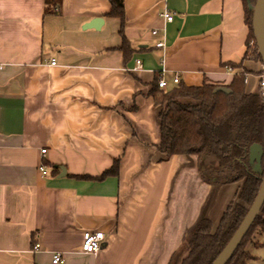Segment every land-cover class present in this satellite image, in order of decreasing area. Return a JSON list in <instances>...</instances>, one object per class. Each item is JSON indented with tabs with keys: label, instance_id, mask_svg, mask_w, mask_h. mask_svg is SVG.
Listing matches in <instances>:
<instances>
[{
	"label": "crops",
	"instance_id": "crops-1",
	"mask_svg": "<svg viewBox=\"0 0 264 264\" xmlns=\"http://www.w3.org/2000/svg\"><path fill=\"white\" fill-rule=\"evenodd\" d=\"M123 7L122 17L111 0H0V264H54L57 252L58 264H181L200 221L217 229L234 200L230 184L203 174L219 165L214 156L157 149L151 90L162 71L171 90L175 74L189 87L229 86L247 70L245 90L258 94L242 0ZM116 160L117 175L77 178L100 177ZM88 231L105 234L97 253L82 252ZM246 249L249 264H264V233Z\"/></svg>",
	"mask_w": 264,
	"mask_h": 264
},
{
	"label": "trees",
	"instance_id": "trees-1",
	"mask_svg": "<svg viewBox=\"0 0 264 264\" xmlns=\"http://www.w3.org/2000/svg\"><path fill=\"white\" fill-rule=\"evenodd\" d=\"M58 1L47 0V4L54 5ZM111 2L117 14L123 17V0ZM242 2L250 29L245 57L251 59L250 53L253 51L252 56L261 63L252 28L253 11L249 9L247 0ZM251 3L254 5L256 0H251ZM120 49L127 60L130 54L128 42H123ZM248 74L251 72L244 70L234 77L233 83L226 86L231 89L230 94L216 92L220 85L208 82L199 87L180 83L177 87L164 91L159 88L157 80L151 90L155 105L159 107L161 141L157 149L166 157L196 155L199 159H204L214 156L220 173L226 174L219 181L228 184L242 182L236 199L224 212L217 229H214L209 219L200 221L189 239V252L181 264H213L239 228L260 190L264 178V155L262 173L258 174L253 171L249 162V153L254 144H259L264 149V102L258 94L246 92ZM118 172L119 161L116 160L113 167L100 177L85 175L77 178L103 180ZM257 231L264 233V205L227 264H249L255 258L246 247Z\"/></svg>",
	"mask_w": 264,
	"mask_h": 264
},
{
	"label": "water",
	"instance_id": "water-1",
	"mask_svg": "<svg viewBox=\"0 0 264 264\" xmlns=\"http://www.w3.org/2000/svg\"><path fill=\"white\" fill-rule=\"evenodd\" d=\"M249 9L253 11L252 28L254 37L257 43L258 52L261 56V64L264 67V0H257L255 5L251 3V0H247ZM102 19H95L88 24L89 27L98 28L102 24ZM216 92H223L226 94L231 93V89L226 86H220L216 89ZM264 155V149L259 144H254L250 148L249 162L253 166V171L262 173V157ZM65 170L63 169V172ZM264 205V178L258 195L254 203L250 206L247 215L242 220L239 228L232 236L228 244L223 251L213 262V264H227L231 259L235 251L238 249L243 239L248 234L251 226L259 216L261 209Z\"/></svg>",
	"mask_w": 264,
	"mask_h": 264
},
{
	"label": "built area",
	"instance_id": "built-area-1",
	"mask_svg": "<svg viewBox=\"0 0 264 264\" xmlns=\"http://www.w3.org/2000/svg\"><path fill=\"white\" fill-rule=\"evenodd\" d=\"M162 16L168 21L171 22L173 20V14H171L170 12H163ZM153 33L156 35L158 33L157 30H154ZM253 44V42H251V45ZM157 47H164V43L163 42H158ZM52 64H55V61L52 62ZM143 67L142 61L141 60H137L136 61V66L135 69H140ZM1 69V66H0ZM164 71H162L161 76L158 79V86L159 88L163 89L164 91H168V82L167 80L164 78ZM173 82L175 84H180L181 82V77L178 74L174 75L173 78ZM259 91H258V95L261 97V99L264 102V67L260 66V70H259V87H258ZM43 153L46 152V150L42 151ZM40 170L43 174H47V169L46 167L40 166ZM106 241L105 238V234L103 232H85L83 234V242H82V252L84 254H92V253H97L99 252L104 243ZM39 248V245L36 246V249ZM62 261V254L57 252L54 254L53 256V263L54 264H58Z\"/></svg>",
	"mask_w": 264,
	"mask_h": 264
},
{
	"label": "rangeland",
	"instance_id": "rangeland-1",
	"mask_svg": "<svg viewBox=\"0 0 264 264\" xmlns=\"http://www.w3.org/2000/svg\"><path fill=\"white\" fill-rule=\"evenodd\" d=\"M257 1V0H256ZM255 5V4H254ZM252 49H253V46H252ZM253 55V51H252V53H250V58L252 59V60H254V61H259V60H255V58L252 56ZM209 157H212V156H209ZM208 158V157H207ZM206 160V159H205ZM205 160L203 161V162H205ZM212 160H213V162H215V164H218V162H217V160L215 159V158H213L212 157ZM211 165V167H209L208 166V168H206V170L205 171H203V174L205 175V176H210V177H215V178H218L219 180L221 179H224V177H225V175L226 174H224V173H219V174H217L220 170H219V167H217V166H219V165H217V166H215V167H212V164H210ZM219 170V171H218ZM218 171V172H217ZM219 180H217L218 182H221V183H223L222 181H219ZM236 189L238 190V192L240 191V189H241V182H236V183H230V186L228 187V189H227V193L229 194V197H231V200L232 199H236L233 195H232V193L234 192L235 193V191H236ZM232 195V196H231ZM213 199H214V196L212 197V199H211V202H210V205L209 206H212V204H213ZM230 200V201H231ZM233 200V201H234ZM220 201H221V199L219 200V203H220ZM219 205V204H218ZM215 216H217V214L215 215ZM223 216V215H222ZM211 221V220H210ZM218 221V220H217ZM212 222V221H211ZM188 252H189V247H188ZM252 252V251H251Z\"/></svg>",
	"mask_w": 264,
	"mask_h": 264
}]
</instances>
